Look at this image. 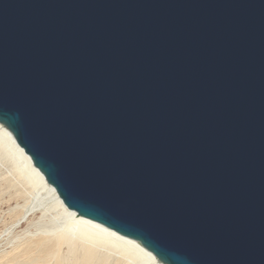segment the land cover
I'll use <instances>...</instances> for the list:
<instances>
[{
	"label": "water",
	"instance_id": "water-1",
	"mask_svg": "<svg viewBox=\"0 0 264 264\" xmlns=\"http://www.w3.org/2000/svg\"><path fill=\"white\" fill-rule=\"evenodd\" d=\"M0 122L161 262L264 264V0H0Z\"/></svg>",
	"mask_w": 264,
	"mask_h": 264
},
{
	"label": "bare ground",
	"instance_id": "bare-ground-1",
	"mask_svg": "<svg viewBox=\"0 0 264 264\" xmlns=\"http://www.w3.org/2000/svg\"><path fill=\"white\" fill-rule=\"evenodd\" d=\"M3 194L16 201L7 203V212L17 218L5 228L0 215L5 225L0 229V264H165L139 241L69 209L0 122ZM24 220L20 228L17 224Z\"/></svg>",
	"mask_w": 264,
	"mask_h": 264
},
{
	"label": "rangeland",
	"instance_id": "rangeland-1",
	"mask_svg": "<svg viewBox=\"0 0 264 264\" xmlns=\"http://www.w3.org/2000/svg\"><path fill=\"white\" fill-rule=\"evenodd\" d=\"M5 194H7V193H5ZM7 195H8V194H7ZM4 196H5V198H4ZM0 198H1V199H0V203L3 202V204H4V206H3V204H0V209H1V207L3 208L2 210H0V213H1L0 215H1V217H3V218H2V223L5 221L4 224H7L6 227H5V225L2 224V223L0 222V229L3 227L2 229L4 230V229L7 228L10 224H12V222L14 223V222H15L14 220H16V218H17V217L15 218V216H14L11 212H7V207H8V206H7V203L9 202L10 204H14V202H16V201H15L14 199H12V200H11L12 203H11L10 201H8L10 198L7 197V196L4 195V194H3L2 196H0ZM7 198H8V199H7ZM14 198H15V197H14ZM16 198H17V197H16ZM18 198H19V197H18ZM4 200H5V201H4ZM9 203H8V204H9ZM10 204H9V205H10ZM5 205H6V206H5ZM4 208H5L6 210H5ZM3 210H4V211H3ZM3 212H4V213H3ZM2 214H3V215H2ZM4 215H5V217H4ZM12 215H13V216H12ZM6 217H8V219H7ZM11 217H12V219H11ZM4 218H5V219H4ZM9 219H10V220H9ZM11 220H12V222H11ZM0 221H1V218H0ZM22 221H23V220H22ZM8 222H9V223H8ZM25 222L27 223V220H24V223L20 221V223L17 224V225L21 228L22 225L24 226ZM8 224H9V225H8ZM20 224H21V225H20ZM23 226H22V227H23ZM4 227H5V228H4ZM0 232H2V231H0ZM1 235H2V234H1ZM1 235H0V236H1Z\"/></svg>",
	"mask_w": 264,
	"mask_h": 264
}]
</instances>
